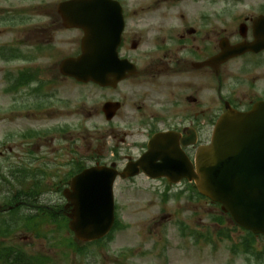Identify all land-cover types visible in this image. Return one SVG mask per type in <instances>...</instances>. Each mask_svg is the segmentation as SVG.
Returning <instances> with one entry per match:
<instances>
[{"label": "flooded vegetation", "instance_id": "flooded-vegetation-1", "mask_svg": "<svg viewBox=\"0 0 264 264\" xmlns=\"http://www.w3.org/2000/svg\"><path fill=\"white\" fill-rule=\"evenodd\" d=\"M118 1L126 24L131 22L134 28L132 35L126 28L120 58L124 66L127 63L134 68L115 87L93 85V97L101 113L81 108L70 114L106 119V104L117 109L108 134L117 141L119 152L108 164L102 162L106 165L125 167L139 162L151 138L158 134H170L172 138L147 166H160L166 155L175 158L170 147L176 144L193 161L197 147L207 144L227 103L246 111L264 100V48L260 43L264 45V35L256 32L260 29L258 22L264 19V0ZM54 14V5L47 9L46 0H0V35H42L44 48L50 45V50L60 51L56 33L63 23ZM224 50L240 52L223 60ZM40 149L27 148L30 167L40 166L34 153ZM99 153L105 156L103 150ZM182 172L173 170V178ZM179 185L186 190L183 195L196 193L186 179ZM10 200L21 207L20 212L29 211L28 196L13 193ZM38 201L42 204L41 196ZM66 209V204L60 203L55 213L67 215ZM9 226L14 227V223ZM10 261L27 264L24 257H10Z\"/></svg>", "mask_w": 264, "mask_h": 264}, {"label": "rangeland", "instance_id": "rangeland-1", "mask_svg": "<svg viewBox=\"0 0 264 264\" xmlns=\"http://www.w3.org/2000/svg\"><path fill=\"white\" fill-rule=\"evenodd\" d=\"M13 36L0 35V49L11 48L10 44L20 40ZM75 36L79 39L81 37L80 35L66 36L67 43L73 42ZM38 62L40 60L36 61ZM23 67L22 62L9 64L0 60V150L6 151V148L12 147L17 151L19 147L40 142L46 151H49L59 143L57 138L49 137L52 133V125L63 121H74L75 123L80 121L70 117L60 119L63 118L61 111L66 106L65 102L69 100L68 96L75 99L72 108L78 106V99L75 93L72 95L64 93L68 85L73 86L71 83L64 84L60 98L57 99L61 107L58 106L56 113H53L54 108L50 109L51 105H47L43 110L38 109L36 98L30 97L26 88L16 94L7 92L9 85L6 80L9 70ZM48 75L49 78L52 77ZM72 90L79 91L74 87ZM18 104L22 105V110L13 109ZM29 106L31 107L26 109ZM26 132L36 134L33 142H27L21 138V135H26ZM90 142H93V138L87 136L86 147ZM55 180L45 181L47 204L56 199V196L51 193ZM129 188L130 186L126 183L118 185L117 202L121 221L130 226L126 231L117 233L111 243L107 242L97 248L95 245L88 246L86 243L78 242V245L87 251L86 254H79L65 245L50 248L47 245L48 242L41 238L28 245L27 250L32 254L50 257L52 261L50 264L53 262L56 264H249L246 254L235 255L231 252V246L235 245L234 243L239 244L244 233L234 230L233 226L228 223L229 229L232 230L230 240L218 237L217 231L221 228L212 224V220L219 213L217 209L201 201L171 200L165 203L159 191L144 189V185L140 187L144 190L141 192L132 191ZM4 195L7 194L0 193V197ZM166 215L170 219L161 220V217ZM183 223L189 231L203 233L206 238L202 239L199 244H195V238L188 234L183 237L181 233ZM52 227V224L45 225V233L49 238ZM228 227L225 226L224 230ZM62 237L63 235L59 236L58 241ZM130 249H134V253L129 252ZM122 251H126L125 259L118 258V254Z\"/></svg>", "mask_w": 264, "mask_h": 264}, {"label": "water", "instance_id": "water-1", "mask_svg": "<svg viewBox=\"0 0 264 264\" xmlns=\"http://www.w3.org/2000/svg\"><path fill=\"white\" fill-rule=\"evenodd\" d=\"M96 3L83 1L75 24L86 31L84 55L78 60L64 62L62 71L82 81L117 79L119 72L108 65L102 55H94L103 48V17L89 9ZM120 17L110 35L107 55L117 60L116 49L120 42ZM106 47V46H105ZM108 48V47H106ZM118 76V77H117ZM262 146L264 154V104L251 114L231 112L217 127L212 145L199 153L196 177L199 189L211 199L223 203L235 221L256 233H264V175H252L250 180L241 170L252 169L249 149ZM257 148V147H253ZM262 164L264 162L262 161ZM249 171V170H248ZM255 176V177H253ZM115 174L104 169H93L74 181V194L69 196L76 209L72 215V229L77 237L97 240L104 237L114 221L112 185Z\"/></svg>", "mask_w": 264, "mask_h": 264}]
</instances>
